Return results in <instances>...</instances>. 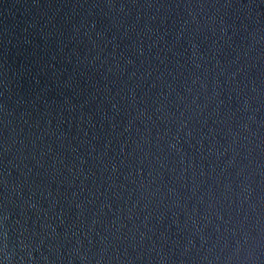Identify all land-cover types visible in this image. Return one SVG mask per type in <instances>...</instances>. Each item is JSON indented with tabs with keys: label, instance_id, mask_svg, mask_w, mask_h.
Masks as SVG:
<instances>
[{
	"label": "water",
	"instance_id": "95a60500",
	"mask_svg": "<svg viewBox=\"0 0 264 264\" xmlns=\"http://www.w3.org/2000/svg\"><path fill=\"white\" fill-rule=\"evenodd\" d=\"M0 264H264V0H0Z\"/></svg>",
	"mask_w": 264,
	"mask_h": 264
}]
</instances>
